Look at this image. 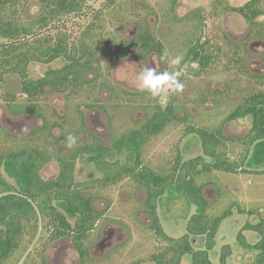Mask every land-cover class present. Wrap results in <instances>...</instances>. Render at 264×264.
<instances>
[{
	"label": "trees",
	"instance_id": "16d2710c",
	"mask_svg": "<svg viewBox=\"0 0 264 264\" xmlns=\"http://www.w3.org/2000/svg\"><path fill=\"white\" fill-rule=\"evenodd\" d=\"M19 1L0 0V90H3L0 97L13 116L28 115L40 119L42 124L24 135L10 133L0 124V264L6 263L20 248L27 224H31L32 237L35 236L39 224L38 208L42 215L50 218L51 238L69 237L80 254L79 264H88L90 254L87 240L107 212V208L95 206L97 196L93 190L125 180L133 181L139 190L146 192L140 209L150 218L147 228L161 243L149 257L150 261L155 264H182L183 258L191 255V264H214L212 254L217 251V234L222 222L232 217L235 210L240 214L254 212L241 208L236 201L225 206L228 192L211 174H264V168L258 171L254 169L264 166V90L252 86L260 80V84L264 85V74H253L244 66L241 47L236 44L232 46V60L238 65V70L249 78V86L235 88L233 83L226 80L224 90L210 92L207 87L188 98L170 93L168 102L163 104L160 102L161 96L151 100L152 96L146 92L131 93L118 89L108 80L109 72L105 74L99 63L100 56L106 55L112 45L116 46L115 57L118 59L126 58L132 50H136L143 60L152 54L161 57L165 48L170 54L166 43L169 36L154 30L150 15L155 14L158 21L160 18L148 4L142 3L147 13L140 12L136 5H132L130 19L117 26L103 41L101 36L96 41L92 37L96 36L93 24L77 40H70L67 33L60 31L42 34L63 17L84 12L91 0H39V13L26 24H21L15 15ZM179 2L169 0L167 15H161L167 19L160 22L162 28L169 20L172 23L183 20L175 14ZM215 2L218 6L222 5V11L240 14L249 24L244 46L251 38H264V21L259 20L264 18V0H248L238 6L225 5L224 0ZM114 5L120 7L121 4L117 0H106L102 8ZM101 12V9L95 12L94 22L99 20ZM192 16L202 21V15ZM130 22L136 27V34L127 39L123 37L122 30ZM226 41L230 43L227 38ZM219 58V54L211 52L209 41H202L198 37L188 45L182 64L197 62L200 74ZM262 58L264 61V53ZM59 59L65 61L61 67L50 68L39 78L30 77L31 63L48 64ZM233 68L228 67V71H233ZM185 76L184 73L182 82ZM105 88L111 94L112 102L109 105L116 104L123 95L137 96L142 99L137 107H142L146 112L143 120H135L133 127L120 133H116L112 125L110 144L89 128L85 115V109L93 108L110 114L108 104L100 98ZM54 94L66 95L68 101H76L84 95L86 99L76 105L77 114L74 117L59 114L54 109L48 114L43 99ZM226 101H233L234 104L227 105L228 114L219 124L206 125L196 121L197 117L203 116L205 104L211 102L213 108L216 106L219 109L221 102ZM189 104H194L198 109L197 117ZM246 117L252 119L247 134L236 139L225 134L228 122ZM109 118L114 120L112 116ZM179 124L184 126L186 135L199 137L202 153L189 159L177 154L174 163L167 169L157 170L148 165L144 160V151L151 139L163 133L168 126ZM56 130L58 134H55ZM69 132L78 137V144L73 150H69L65 143ZM236 141L245 146L241 163L232 160L229 154L231 143ZM82 155L89 156L99 177L87 181L76 179V165ZM50 162L58 163V174L53 179H44L41 172ZM2 169L13 177L14 184L6 178ZM205 175L209 178L202 180ZM209 185L217 188L219 198L216 203L210 202L205 195ZM168 190L183 194L196 206V211L188 218L186 232L179 237L165 231L159 215L160 201ZM217 206L220 211L215 209ZM245 231L255 232L258 237L250 241ZM236 240L243 251L257 252L256 264H264V219L247 221L237 232ZM220 249L219 264H230L234 247L226 243Z\"/></svg>",
	"mask_w": 264,
	"mask_h": 264
},
{
	"label": "rangeland",
	"instance_id": "374dc122",
	"mask_svg": "<svg viewBox=\"0 0 264 264\" xmlns=\"http://www.w3.org/2000/svg\"><path fill=\"white\" fill-rule=\"evenodd\" d=\"M106 0H91L89 6L82 13L70 14L61 20L52 24L42 34H56L58 31L69 35L70 40H77L81 33L93 24V30L96 36L93 39L98 41L99 36L103 41L106 35L114 32L119 25L125 24L129 15H132V5L143 13L146 3L154 9L159 15L160 20L156 19L155 14L150 15V22L154 30L159 33L167 34L166 40L170 48V56L181 55L184 59L188 45L196 38L209 41L210 50L214 54H219L220 58L205 72L199 74L197 62H185L180 68L185 73L184 89L178 95L181 98L192 97L203 92L207 87L210 92L226 89V80L233 83V87L241 88L248 85V77L241 73L234 64L233 47H241V56L245 58L244 66L253 74H264V38H251L247 46H244L243 40L248 36L249 24L240 14L222 11V5L216 4L215 0H180L176 7L175 14L182 21L177 20L169 23L163 28L161 21H166L163 16L167 15L166 10L169 0H117L121 4L106 7ZM225 5H243L248 0H224ZM264 6V2H263ZM16 9H18L17 18L21 24L34 19L40 10L39 0H20ZM102 10L98 21L94 22L95 12ZM202 15V21L197 20L192 15ZM121 16V17H120ZM264 21V18H259ZM123 21V22H122ZM201 22V23H200ZM171 26V28H170ZM170 28V29H169ZM197 32V36H195ZM172 33V34H171ZM136 34V27L133 23H127L122 30L124 38H132ZM226 38L230 41L228 43ZM246 47V48H245ZM116 46L112 45L106 52V55L100 56L99 63L104 68L106 74L109 72L108 80L115 87L131 93H142L137 87L136 76L146 67L155 68L157 71L172 69L173 66L161 61L157 54H152L148 59L143 60L139 57L136 50H132L126 58H116ZM65 61L56 60L52 63H31L29 74L31 78L43 76L50 68L61 67ZM228 67H235L229 72ZM15 79V78H14ZM240 79V80H238ZM254 81V80H253ZM253 81H250L251 83ZM258 81V80H257ZM261 81V80H260ZM253 83L257 90H264V85ZM249 86V85H248ZM3 90H0L2 92ZM170 91L166 90L160 97V102L166 104L169 100ZM233 92H231L232 94ZM110 91L103 89L100 94L101 100L108 104L109 115L100 109H85L86 119L89 128L100 136L107 144L111 143L110 131L113 128L116 133H120L134 126L135 120H143L145 109L139 106L137 96L123 95L116 104L109 105ZM20 97H25L21 95ZM153 97H150L151 100ZM85 95L76 101H68L66 95L54 94L49 98L43 99V104L47 105L48 114L51 109L59 114H68L76 116V105L85 101ZM235 101V99L233 100ZM221 102V108H213L211 102L203 106L204 114L198 118V109L194 104H189L193 114L197 117L196 121H202L206 125L212 123L219 124L222 118L228 114L229 107L234 102ZM109 116L113 117V121ZM195 121V122H196ZM251 117L236 119L230 121L225 126V134L233 139L247 134L251 127ZM0 124L10 133L15 135H24L33 128L42 124L40 119L25 115L16 117L8 110L5 102L0 97ZM58 134V130L56 133ZM232 148L230 157L241 163L245 146L241 142L231 143ZM202 153L201 141L195 134L186 135L184 126L170 125L160 135L151 139L144 151L145 162L157 170L169 168L174 163L177 154H181L184 159H189ZM247 169V166H243ZM256 167V171L263 169ZM252 169V168H251ZM59 166L57 162H50L42 170L41 175L44 179H53L57 176ZM6 178L14 184V179L2 169ZM94 163L88 155L79 157L76 165V179L78 181H87L99 177ZM212 178L217 177L223 190L227 191V197L224 202L229 206L233 201L240 203V207L246 211L252 210L254 213H240L235 210L234 215L225 219L217 234L216 253L212 254L214 264H219V255L221 246L229 243L234 247L233 254L229 259L230 264H256V251L241 249L236 240L237 232L247 222H258L264 219V174L256 172H216L211 174ZM209 176L202 177V180ZM97 199L95 205L99 209L107 208V212L99 220L96 228L93 230L87 240L89 248L88 264H155L149 260V257L160 247V240L147 228L150 218L140 209L142 202L146 197L144 190H139L136 184L131 180L122 181L119 184L107 188H95ZM205 195L207 199L216 203L218 200L217 188L214 185L206 187ZM220 211L217 206L215 208ZM235 209H237L235 207ZM196 211V206L190 203L183 194H177L173 190H168L162 197L159 204V215L165 231L173 236L179 237L186 232L188 218ZM39 224L35 236L32 237L33 228L27 224L26 233L23 234V240L20 248L15 250L9 260L4 264H79L80 254L69 237L58 239L51 238L52 225L50 218L41 214L38 208ZM248 240L255 241L258 235L252 231H245ZM257 235V236H256ZM182 264H191V255L183 258Z\"/></svg>",
	"mask_w": 264,
	"mask_h": 264
},
{
	"label": "clouds",
	"instance_id": "9594fccd",
	"mask_svg": "<svg viewBox=\"0 0 264 264\" xmlns=\"http://www.w3.org/2000/svg\"><path fill=\"white\" fill-rule=\"evenodd\" d=\"M160 58L161 61L172 65V70L157 71L155 68L146 67L136 76L137 87L152 97H160L166 90L172 93L182 92L184 83L181 77L184 73L180 66L183 57L170 56L168 49L165 48ZM65 143L69 150H73L78 144V137L69 132L65 137Z\"/></svg>",
	"mask_w": 264,
	"mask_h": 264
},
{
	"label": "flooded vegetation",
	"instance_id": "af4514ba",
	"mask_svg": "<svg viewBox=\"0 0 264 264\" xmlns=\"http://www.w3.org/2000/svg\"><path fill=\"white\" fill-rule=\"evenodd\" d=\"M96 206V205H95ZM105 209V208H104ZM73 222V221H72ZM99 222V221H98Z\"/></svg>",
	"mask_w": 264,
	"mask_h": 264
},
{
	"label": "crops",
	"instance_id": "0c3cea01",
	"mask_svg": "<svg viewBox=\"0 0 264 264\" xmlns=\"http://www.w3.org/2000/svg\"><path fill=\"white\" fill-rule=\"evenodd\" d=\"M239 215H241V214H239Z\"/></svg>",
	"mask_w": 264,
	"mask_h": 264
}]
</instances>
